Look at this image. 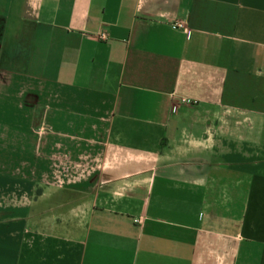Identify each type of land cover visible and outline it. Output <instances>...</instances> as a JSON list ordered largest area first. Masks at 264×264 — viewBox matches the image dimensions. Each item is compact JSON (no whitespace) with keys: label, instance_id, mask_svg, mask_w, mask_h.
<instances>
[{"label":"crops","instance_id":"crops-1","mask_svg":"<svg viewBox=\"0 0 264 264\" xmlns=\"http://www.w3.org/2000/svg\"><path fill=\"white\" fill-rule=\"evenodd\" d=\"M0 264H264V0H0Z\"/></svg>","mask_w":264,"mask_h":264},{"label":"built area","instance_id":"built-area-1","mask_svg":"<svg viewBox=\"0 0 264 264\" xmlns=\"http://www.w3.org/2000/svg\"><path fill=\"white\" fill-rule=\"evenodd\" d=\"M177 29H180V28H182L183 26H182V24L181 23H178V24H176V26H175ZM99 39H101V40H105L106 38H105V35L104 34H100L99 35Z\"/></svg>","mask_w":264,"mask_h":264}]
</instances>
